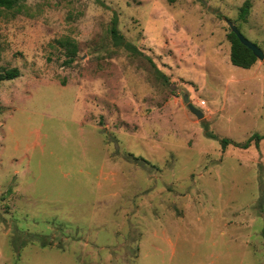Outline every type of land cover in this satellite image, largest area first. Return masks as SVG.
<instances>
[{
	"label": "rangeland",
	"instance_id": "obj_1",
	"mask_svg": "<svg viewBox=\"0 0 264 264\" xmlns=\"http://www.w3.org/2000/svg\"><path fill=\"white\" fill-rule=\"evenodd\" d=\"M16 2L0 264H264V59L232 65L226 24L264 53V0Z\"/></svg>",
	"mask_w": 264,
	"mask_h": 264
},
{
	"label": "trees",
	"instance_id": "obj_2",
	"mask_svg": "<svg viewBox=\"0 0 264 264\" xmlns=\"http://www.w3.org/2000/svg\"><path fill=\"white\" fill-rule=\"evenodd\" d=\"M16 0H0V8L4 9H12L15 4ZM249 11V3L246 1L243 6L241 7V17H244L248 14ZM110 37L113 43V46L115 47H123L126 48L131 53H137V49L133 47L130 43L125 42L120 35L118 34V30L116 28V21L113 20L110 30ZM229 40L231 42V50H230V61L231 64L236 67L241 68H250L255 61L257 60L256 57L252 54V52L244 47L237 37L233 33H229ZM19 76V71L16 68L6 70L3 73H0V83L3 81H9L17 78ZM208 136L211 138H215L214 135L207 133ZM259 140L260 137L258 135H253L249 138L248 141H246L241 147L247 148L252 140ZM222 145H227L229 141L227 139L221 140Z\"/></svg>",
	"mask_w": 264,
	"mask_h": 264
},
{
	"label": "water",
	"instance_id": "obj_3",
	"mask_svg": "<svg viewBox=\"0 0 264 264\" xmlns=\"http://www.w3.org/2000/svg\"><path fill=\"white\" fill-rule=\"evenodd\" d=\"M226 24L228 25L230 32L233 33L237 39L239 40V42L246 47L247 49H249L252 54L254 55V57H256V59L258 60H263L264 59V53L262 50H260L256 45H254L253 43L249 42L247 39H245L241 33L239 32V30L237 29V27L230 21H226ZM183 102L187 105L188 110L199 120H201L203 118V114L196 109L189 101L188 96L184 95L183 97Z\"/></svg>",
	"mask_w": 264,
	"mask_h": 264
}]
</instances>
